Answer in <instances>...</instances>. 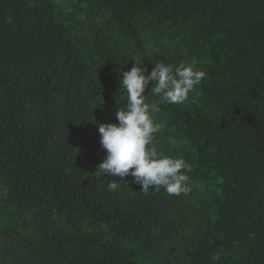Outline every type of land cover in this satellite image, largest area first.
Instances as JSON below:
<instances>
[{"label":"trees","instance_id":"trees-1","mask_svg":"<svg viewBox=\"0 0 264 264\" xmlns=\"http://www.w3.org/2000/svg\"><path fill=\"white\" fill-rule=\"evenodd\" d=\"M193 60L151 145L190 192L96 172L121 71ZM0 264H264V0H0Z\"/></svg>","mask_w":264,"mask_h":264},{"label":"clouds","instance_id":"clouds-1","mask_svg":"<svg viewBox=\"0 0 264 264\" xmlns=\"http://www.w3.org/2000/svg\"><path fill=\"white\" fill-rule=\"evenodd\" d=\"M122 72V87L126 93V103L116 112L118 123H100V145L105 150V158L98 163L97 171L102 176L123 178L130 176L133 183L141 186L145 195L150 189L161 188L170 196L188 194L187 182L191 165L183 158H173L158 154L152 147L154 136L161 131V125L154 121L160 105L180 104L188 100L190 92L201 84L206 73L190 65L154 63L151 71L138 61L128 71ZM150 87V93L145 95ZM157 97L155 103L147 102L148 96ZM111 191L118 189L116 180L107 183Z\"/></svg>","mask_w":264,"mask_h":264},{"label":"rangeland","instance_id":"rangeland-1","mask_svg":"<svg viewBox=\"0 0 264 264\" xmlns=\"http://www.w3.org/2000/svg\"><path fill=\"white\" fill-rule=\"evenodd\" d=\"M203 191V187H200L199 189V192H198V195H202V192ZM200 200H201V197L197 196L193 201L192 203H196V204H199L200 203ZM194 217H192V219L188 222V225L187 227L181 232L178 234V242L182 243L184 242L186 239H188L191 235V228H193L195 226V221H194ZM169 256H171V251H169ZM166 259V257H162V256H159L158 258L155 259V262L156 261H164Z\"/></svg>","mask_w":264,"mask_h":264}]
</instances>
